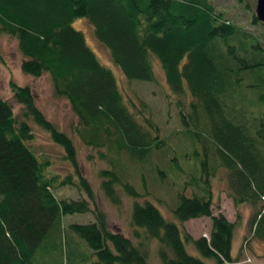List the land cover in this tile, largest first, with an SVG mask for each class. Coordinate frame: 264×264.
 <instances>
[{"label": "trees", "instance_id": "trees-1", "mask_svg": "<svg viewBox=\"0 0 264 264\" xmlns=\"http://www.w3.org/2000/svg\"><path fill=\"white\" fill-rule=\"evenodd\" d=\"M238 4L249 8L246 0ZM226 15L213 0H0V35L17 41L24 74L51 78L55 95L67 99L77 117L79 139L101 160L107 158L105 149L146 163L152 151L169 145L146 103L136 106L139 115L128 106L117 77L100 62L75 21L92 25L96 40L128 82H156L155 62L161 64L184 133L203 147L204 157L196 182L203 194L178 193L173 215L182 224L212 220L210 236L194 239L155 205L137 202L141 195L116 171L120 163L108 160L110 169L99 171L101 189L117 207L122 205L117 187L135 200L136 242L111 232L105 214L90 204L95 195L80 173L74 142L46 119L28 87L12 82L21 116L0 98V264H48L50 248L62 251L66 261L61 264H149L152 243L160 264H207L187 252L188 244L216 264L235 263L236 222L212 210L211 176L219 170L227 174V197L234 207L251 208L249 239L264 242V43ZM258 22L253 15L252 23ZM31 123L62 148L74 175L47 174L48 160L30 146ZM184 155L201 158L197 150ZM172 164L181 171L179 159ZM68 185L87 198L57 200L53 190ZM90 212L91 224H71L69 233L52 235L63 216ZM240 218L239 213V223ZM40 249L45 255L37 258Z\"/></svg>", "mask_w": 264, "mask_h": 264}, {"label": "rangeland", "instance_id": "rangeland-1", "mask_svg": "<svg viewBox=\"0 0 264 264\" xmlns=\"http://www.w3.org/2000/svg\"><path fill=\"white\" fill-rule=\"evenodd\" d=\"M213 1L219 11L221 10L227 14L226 17L230 22H235L240 27L254 31L262 37L264 43V24L260 22H258L259 25L252 23L257 0H246L249 6L248 9L242 4H238V0ZM74 26L78 31L85 34L87 44L97 55L100 62L107 65L114 76L117 77L125 101L130 108H133L134 113L139 115L140 112L136 106L139 107L141 101L149 106L151 116L160 128V137L168 140L169 147L163 148L162 151H152L149 162L141 164L131 159L126 152H120V154L118 152L107 153L105 149L103 151L107 154V158L101 160L96 151L86 147L83 141L79 139L75 131L78 122L77 117L68 100L55 95L51 78L47 74H43L39 78L24 74L21 69L24 58L18 48L17 41L3 35H0V98L9 102L13 107V112L20 117L21 106L14 101L11 83L14 82L19 87H28L33 93L37 108L44 113L46 119L55 124L60 131L68 134L75 144L77 159L80 163V173L90 183L95 195L94 202H90V204L105 214L111 232H119L136 242L133 234L134 227L131 224V211L135 200L128 197L122 189L117 187L116 193H118L122 203L120 207H117L108 201L101 189L99 171L110 169L111 165L108 160L115 161L116 164L120 163L116 166V171L119 175L124 176L141 195L137 202L142 205L146 202L155 205L167 220L177 223L184 232L190 234L194 239L199 237L208 238L211 233V218H198L182 224L173 215L172 209L177 204L176 195L178 193L184 191L187 196H193L196 193L203 194V190L201 192L199 187H196V182H199V179L202 178L199 164L204 157L203 147L198 142L193 143L190 136L184 133L179 111L177 105H175L176 97L166 84L165 73L161 64L155 62L156 82H128L120 69L112 64L107 49L96 40L92 25L86 19H82L75 21ZM140 118L142 120V117ZM31 125L35 135L30 146L42 161L48 160L47 174L58 175L60 179L68 174L74 175L72 166L64 159L62 148L51 141L48 132L43 131L34 123H31ZM196 150L200 152L201 158L195 156L189 159L185 157V153L191 155ZM173 158L180 160L179 168L181 171L174 169V167L172 169ZM158 171L163 172L160 174ZM227 181L228 177L224 170L216 171L211 176L213 215L222 214L228 221L236 222L232 245V256L235 263L231 264H264V242L249 239L250 229L248 225L251 208L246 205L239 206V209L234 207L232 199L227 197ZM187 182L189 183L188 186L186 185ZM53 195L57 200L87 198L86 194L70 185L57 186L53 190ZM239 213L241 216L240 223L236 219ZM93 221L94 216L91 212L69 214L62 217L59 228L52 230L51 233L61 237L62 234L70 232L69 226L71 224L87 225ZM52 241L55 242V240ZM57 249L50 248L46 253L49 256L51 255L48 264H61L62 260L66 261L65 258L62 259V251ZM43 252V249H40L37 258L44 257ZM187 252L202 259L207 264H216L211 259L203 258L190 244L187 246ZM149 255V264H160L154 243H152ZM90 263L91 261L88 260L86 264Z\"/></svg>", "mask_w": 264, "mask_h": 264}, {"label": "water", "instance_id": "water-1", "mask_svg": "<svg viewBox=\"0 0 264 264\" xmlns=\"http://www.w3.org/2000/svg\"><path fill=\"white\" fill-rule=\"evenodd\" d=\"M255 6V16L260 23L264 24V0H257Z\"/></svg>", "mask_w": 264, "mask_h": 264}]
</instances>
